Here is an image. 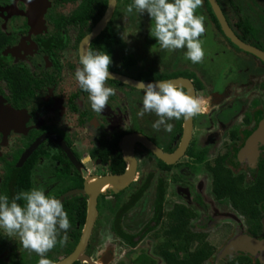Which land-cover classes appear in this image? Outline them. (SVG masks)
I'll return each instance as SVG.
<instances>
[{
	"label": "flooded vegetation",
	"instance_id": "obj_1",
	"mask_svg": "<svg viewBox=\"0 0 264 264\" xmlns=\"http://www.w3.org/2000/svg\"><path fill=\"white\" fill-rule=\"evenodd\" d=\"M233 3L225 0L223 7L219 3L229 26L242 42L264 55V0ZM67 4L72 3L0 0V70L3 71L0 74V194L11 199L18 192L36 187L57 199L65 197L62 202L71 228L68 241L63 245L58 243L46 254L54 264L72 254L84 234L90 202L86 189L105 177L123 175L129 169L130 162L123 148L125 138L143 135L165 154L175 156L183 144L186 128V120L173 119L170 121L172 132H165L163 128L155 130L152 127L158 119L155 114L138 115L143 90L108 79L106 86L115 90V96L109 99L110 105L122 103L123 90L136 94L129 97L134 101L128 115L133 128L109 129L112 116L121 118L122 113L119 110L118 113L93 111L89 94L80 89L75 78L76 69L66 70L63 66L65 55L76 44V61L82 67L79 63L81 42L106 11L91 31L79 39L84 31L82 25L65 20L79 2L73 4L72 12L58 9ZM118 5L117 0L116 11ZM121 7L123 9V5ZM136 14L135 9L129 13L131 18ZM117 20L114 24L117 52L109 71L143 82L184 79L190 83L189 88L182 86L185 92L190 95L192 91L194 97L202 101L205 111L192 118L187 147L171 163L160 159L142 142L133 143L136 172L125 184L136 181L137 186L125 196V184L102 187L97 198L98 216L85 254L93 263L104 264L93 257L92 240L98 232L104 206L109 204L114 215L110 232L132 251L159 229L164 228L166 233L164 242L154 252L142 249L134 257L130 256L128 264L143 252L156 259L157 264H166L159 259V253L165 248L174 251L183 245L181 240L172 239L175 235L192 238L189 243L183 242L188 251H195L203 244L213 247L214 255L206 264L216 255L217 247L209 241L213 232L224 237V241L241 234L264 239V228L254 234L255 229L234 207L230 196L234 188L249 191V201L260 208L264 225V137L254 140L257 134L264 132V60L235 45L225 35L219 21H205L206 31L201 37L205 58L202 63L193 64L185 57L186 48L175 52L161 49L155 40L151 43L140 36L141 29L131 20L132 29L137 30L139 47L136 53L129 54L133 62L132 68L127 69L122 60L125 55L116 59L119 51ZM149 29L147 23L148 35ZM149 76L153 79H146ZM16 81L22 84V89L27 88L29 94H15ZM121 122L126 124L125 120ZM249 146L252 152H247ZM142 173L146 176L137 180ZM227 180L235 184L224 185ZM159 185L163 187L164 197L161 213L157 214ZM108 190L111 191L106 198L111 201L106 203ZM72 192L76 193L68 195ZM149 193L152 197L148 200L145 196ZM146 199L150 217L137 231L127 230L125 218ZM19 203L23 205L25 201ZM120 229L135 236L137 245H127L119 236ZM194 244L195 248L191 249ZM236 251L242 253L227 260L219 259L216 264L233 261L235 264H262L263 250ZM54 254H60L61 258H53ZM39 260L37 253L23 247L19 236H9L0 229V264H39ZM74 264L90 263L76 261Z\"/></svg>",
	"mask_w": 264,
	"mask_h": 264
},
{
	"label": "clouds",
	"instance_id": "obj_2",
	"mask_svg": "<svg viewBox=\"0 0 264 264\" xmlns=\"http://www.w3.org/2000/svg\"><path fill=\"white\" fill-rule=\"evenodd\" d=\"M203 0H133L127 11L133 9L140 14L147 13L154 27L150 31L161 49L175 52L187 49L185 57L193 64L202 63L205 58L203 37L206 17L197 15L196 10ZM75 78L80 89L89 94L91 108L102 113L115 90L106 86L112 77L109 71L113 64L107 52L85 51L79 60ZM144 92L139 116L155 114L158 119L152 127L159 131L172 132L175 120H188L203 111L202 101L189 95L184 88L171 80H161L138 84ZM25 201L22 205L19 201ZM71 221L64 204L54 196L46 195L44 190L32 188L18 192L11 199L0 194V229L9 236H19L25 249L40 256L39 264H54L47 253L68 241ZM61 233H63L62 238Z\"/></svg>",
	"mask_w": 264,
	"mask_h": 264
},
{
	"label": "trees",
	"instance_id": "obj_3",
	"mask_svg": "<svg viewBox=\"0 0 264 264\" xmlns=\"http://www.w3.org/2000/svg\"><path fill=\"white\" fill-rule=\"evenodd\" d=\"M119 1V5L117 8V11L114 15V18L110 22V24L106 27V29L103 30V32L98 35V37L92 42L90 45L89 51L95 52L96 50L100 52H107L113 57L116 56L117 52V32L116 28L114 27V24L116 20L121 17V14L123 12V9L121 7V0ZM233 3V0H230ZM56 4H66V3H78L79 5L77 9L71 14L70 17L65 19L66 21H70L75 24H81L83 28V33L79 37L81 39L86 33L90 32L92 27L101 19L103 14L105 13L107 6H108V0H54ZM127 6H129L133 0L126 1ZM220 5L223 7V4L225 0H218ZM234 4V3H233ZM197 15H203L206 17V21H213L218 23V20L208 2V0H203V5L196 10ZM133 17V16H132ZM145 18V19H144ZM133 22H136L138 27L141 29L142 33L140 36L146 37L147 41L152 43V40H155L151 35H148L146 30V24L150 26L149 31L154 27V21H151L147 13L140 14L137 11V14L134 15V18H131ZM147 22V23H146ZM59 38L57 39V41ZM61 41H65L64 38H61ZM155 42H157L155 40ZM158 43V42H157ZM58 46V43H57ZM123 66L127 69L132 68V62H133V56L132 55H125L123 58ZM113 66V65H112ZM113 70L116 69L112 68ZM3 71L0 70V74H2ZM146 79H153L151 76L146 77ZM16 87L14 93L17 95H25L29 94L27 91V88L22 89V84L20 85L18 81H16ZM31 93V92H30ZM231 184H235L233 181H226L224 185L231 186ZM223 189V188H222ZM145 189H143L141 192H143ZM140 192V193H141ZM220 192V191H219ZM249 191L244 190L243 188H234L230 191V196L233 201L234 207L239 210L242 214H244L247 217V220L252 226V228L255 229L254 234H257L258 231L262 230L264 227L262 223V217L263 214L258 206H255L254 204L250 203L249 199L251 195H249ZM164 197V190L162 185H159L158 188V194H157V201H156V207H157V214L161 213V206L163 202ZM264 198V197H262ZM65 208V206H64ZM160 216V215H159ZM113 229L116 231V222L113 226ZM175 229V228H174ZM178 230V229H176ZM257 230V231H256ZM119 236L121 237L124 242H126L127 245L134 247L137 245L138 241L135 240V236L129 235L127 232H124L123 230H119ZM142 238V237H141ZM173 240H181L182 246H179L177 250H171L169 248L163 249L159 253V259L163 260L166 264H206L207 261L214 255V248L210 247L207 244L201 245L199 248H197L195 251H188L186 244L183 243L184 241L186 243H189L192 239L188 236H174L172 237ZM179 251H183L181 254ZM129 264H157V260L153 259L151 256H148L147 253L143 252L137 259H131ZM230 264H235V262H231Z\"/></svg>",
	"mask_w": 264,
	"mask_h": 264
},
{
	"label": "rangeland",
	"instance_id": "obj_4",
	"mask_svg": "<svg viewBox=\"0 0 264 264\" xmlns=\"http://www.w3.org/2000/svg\"><path fill=\"white\" fill-rule=\"evenodd\" d=\"M126 1L128 0H123V3L121 4L123 5V12L121 14V17L118 18L117 23L115 25L119 33V37H118L119 51H118L117 58H116L118 60H120L123 55L131 54L133 52L136 53V49L139 47L138 40H137V30L132 29V24H130L131 15H129V12L127 11L128 6L126 4ZM233 1L235 2V4H240V5L245 2V0H233ZM74 8H75V5L67 4V5H62L58 9L65 13H69V12H72ZM77 54H78L77 46L76 44H74L72 45L69 52L65 55L66 57L64 59L63 66L66 70L69 68L77 69V67H80L76 61ZM139 63H141V61H139ZM123 91L125 95H130V96H125L124 94L120 93L121 99H123L122 103L121 102H118V104L114 103V106L108 103V105L104 109V112L111 111L112 113L113 112L116 113L117 110H119V112L122 113L121 118H119V116L116 117V115H114V117L112 116L113 120L109 128L111 130L115 127L116 129L117 127H120L121 129L122 128H126V129L133 128V126L129 123L130 119L128 115L131 109L134 107V105L132 104V102L134 101H130L129 97H131V95H134L135 93L130 90H123ZM124 111H126V114ZM121 120H125L126 124L124 125L121 122ZM114 121L115 122L118 121V122L114 124ZM88 174L90 175L91 173L89 172ZM145 176L146 174L142 173L138 176L137 180L143 179ZM125 185H126L124 188L125 191H123L124 196L134 191V188L137 186V182L135 181V182H131ZM109 191L111 190H108L105 193V198H104L105 202L111 201V200H108V198H106L107 196L110 195ZM150 193L145 196V198H147L148 200L151 199L152 197ZM147 199L145 201L144 200L141 201L138 204V206L135 207L125 218L124 221H125L127 230L137 231V229H139L140 226L143 225L147 221V218L150 217V213L148 211ZM109 205L104 206V209L100 217L99 226L97 229L98 232L96 233V235L94 236L92 240L93 242L92 255L96 261L102 262L104 264H128L130 256L134 257L135 254L138 253L142 249L143 250L145 249L147 251H150L151 249H153V252H154L157 249V247L164 242L166 233L164 232V228H161L157 232H154L149 237H147L142 243H140L138 246V249H136L135 251H132L119 238H116L115 235L112 232H110L114 215L110 212ZM167 208H170V206H168ZM241 235L240 237H236V238L233 237L231 239H226V241H224L225 240L224 237H220L218 233L213 232L212 235L209 237V241L211 244L215 245L217 248H216V255L213 258L214 260L211 261V263L209 264H216L219 259L227 260L236 254L242 253L238 251L227 253V248L231 244H233L237 240L247 237V235L245 234H241ZM260 241L264 243V239ZM195 246L196 244L192 245L191 249H194ZM156 254H158V252ZM59 256L60 254H54L53 258L60 259L61 257Z\"/></svg>",
	"mask_w": 264,
	"mask_h": 264
},
{
	"label": "water",
	"instance_id": "obj_5",
	"mask_svg": "<svg viewBox=\"0 0 264 264\" xmlns=\"http://www.w3.org/2000/svg\"><path fill=\"white\" fill-rule=\"evenodd\" d=\"M208 2L210 3V6H211L217 20L219 21L225 35L235 45H237L240 49L251 52V53L261 57L264 60V55L260 51H258L257 49H255L251 46L246 45L244 42H242L235 35L233 30L229 26L218 1L217 0H208ZM116 7H117V0H108V7H107L105 15L98 22V24L95 26V28L92 30V32L90 34H88L82 40L81 45H80V56L85 51H88L89 44L107 27V25L111 21L114 13L116 11ZM110 73L112 74V77L110 79L119 81V82L124 83L126 85H129L131 87L141 89V87L138 85L141 81H137L135 79L129 78L127 76H124V75H121L118 73H113V72H110ZM171 81L175 82L178 86H181V87L186 86L189 88L190 83L184 79H173ZM144 83L147 84V83H151V82H144ZM190 95L194 96L192 91L190 92ZM191 130H192V118L186 120L184 141H183L181 148L179 149V151L177 152V154L175 156H170V155L165 154L153 142H151L149 139H147L143 135H140V134L135 135L134 134V135L127 136L124 140L123 148L125 149V157L130 162L129 169L123 175L105 177V178L101 179L100 182H98V183H96V184H94L91 187H88L86 189V192L90 196V202H89L88 220H87V224H86V227L84 230V234H83V236L80 240V243L77 246L76 250L72 254H70L67 258H65L64 260L60 261L57 264H74L76 261H83V262L87 261L90 264H95L91 261L90 257L85 254V250L89 244L91 233H92L95 221H96L97 216H98L97 198H98V195L100 193V190L102 189V187L106 183L111 182L113 185L118 186V185L125 184L134 178L136 168H135V159L133 156V143L136 141L142 142L148 149H150L160 159L171 163L172 159H175V157L178 155L180 156L185 151L187 144H188L190 137H191ZM260 137H264L263 131L261 133L257 134L255 136L254 140L259 139ZM254 142L255 141H253V145H254ZM33 148H35V146ZM248 148L249 149L247 152L253 151L250 146ZM115 191H118V189H116ZM75 193L76 192H72V193H69L68 195H72ZM68 195H66V196H68ZM64 198L65 197H62L60 200L63 201ZM246 248L249 250L250 249H252V250H255V249L263 250L262 264H264V243L261 242L260 240L256 239V238H252L250 236H247L243 239L237 240L236 242L231 244L227 248V252L231 253V252H234V251L239 250V249L247 250Z\"/></svg>",
	"mask_w": 264,
	"mask_h": 264
},
{
	"label": "bare ground",
	"instance_id": "obj_6",
	"mask_svg": "<svg viewBox=\"0 0 264 264\" xmlns=\"http://www.w3.org/2000/svg\"><path fill=\"white\" fill-rule=\"evenodd\" d=\"M97 181H98V180H97ZM97 181H96V182H97ZM96 182H95V183H96ZM93 184H94V183H93ZM109 185L111 186L112 183H111V182H108V183H106V184L104 185V187H105V188H108ZM104 187H103V188H104ZM103 188H102V189H103Z\"/></svg>",
	"mask_w": 264,
	"mask_h": 264
}]
</instances>
